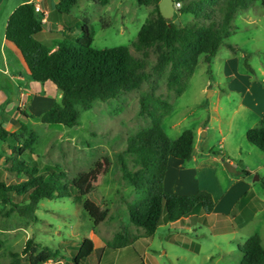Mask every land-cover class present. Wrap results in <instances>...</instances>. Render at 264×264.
I'll use <instances>...</instances> for the list:
<instances>
[{"label": "rangeland", "instance_id": "1", "mask_svg": "<svg viewBox=\"0 0 264 264\" xmlns=\"http://www.w3.org/2000/svg\"><path fill=\"white\" fill-rule=\"evenodd\" d=\"M12 5V2L7 3L8 8ZM152 10L153 6L142 5L139 0H78L67 22L71 19L89 24L95 50L130 47L132 54L140 57L132 44L147 25ZM175 19H179L182 26L196 22L194 16L181 15L180 10ZM76 35L82 36L79 29ZM57 38L63 37L58 34ZM156 60L155 53L151 52L147 68L152 74L150 84L107 103L97 102L89 111L81 110L77 127L48 126L38 117L23 121L22 115L18 124L10 125L9 129L4 127L34 150V160L41 166H59L70 180L77 179L82 196L78 194L80 200L74 194L68 198L43 200L34 218H22L11 205L0 202V264H31L29 255L23 253L29 240L41 249L58 254L55 261L46 264H71L72 255L89 238L97 248L82 264H100L104 251L102 264H240L246 237L260 233L264 238V154L247 139L248 131L264 126V7L261 0H251L248 9L237 13L231 36L224 40L211 63L201 56L195 73L185 81L181 95L169 86L167 72L163 75L152 72ZM151 92L172 106V111L162 121L172 141L187 130L195 133V155L214 186L227 189L230 181L234 183L242 177L252 184L254 196H243L244 200H239L235 221L221 222L222 227L218 229L226 231L223 236L213 233L209 217L192 216L191 223L183 222L174 228L164 226L152 237L131 223L128 205L141 204L146 194H137L124 181L118 156L131 139L151 127V119L140 113L141 96ZM24 104L17 109L21 114L28 112V101ZM36 106L39 105L30 104L33 110ZM12 110L16 111V106ZM22 123L28 131L21 130ZM10 143L0 142V180L15 184L23 178L18 179L4 168L5 158L12 153ZM231 161L238 166L236 173L220 166ZM127 162L129 169L135 170L132 158L127 157ZM98 164L107 172L99 173ZM245 170L251 175L246 176ZM87 173H93L92 179L97 180L95 193L92 183L84 184L81 180V175ZM257 176L260 180H256ZM21 201L22 198L17 197L16 202ZM86 203L108 211L107 220L96 226L84 209ZM245 206L249 207L240 216ZM243 224L246 228L232 234V229H240ZM118 235L124 236L130 244L115 248L114 239ZM241 237L244 240H239ZM137 239L139 241L135 242Z\"/></svg>", "mask_w": 264, "mask_h": 264}, {"label": "trees", "instance_id": "2", "mask_svg": "<svg viewBox=\"0 0 264 264\" xmlns=\"http://www.w3.org/2000/svg\"><path fill=\"white\" fill-rule=\"evenodd\" d=\"M77 1L60 0L51 12V18L64 16L66 20L60 32L44 34L41 15L36 12L33 3L26 2L13 12L6 30V39L22 53L31 79L42 84L53 82L62 95L40 118L43 124L52 127H77L81 110L89 111L97 102L107 103L123 94L140 91L146 83L150 84L152 74L147 68L151 52L157 57L152 72L157 75L167 72L169 86L181 95L186 86L185 81L195 73L201 56L211 63L224 40L231 36L237 13L251 6V0H176L182 4L181 15H192L196 20L195 23L176 26L174 22L163 18L159 9L161 0H139L142 5L153 6V10L147 25L132 44L140 55L136 57L130 47L95 50L92 47L94 34L89 24L71 19L67 22ZM261 2L264 7V0ZM77 29L81 31V37L76 35ZM58 34L63 38L58 39ZM140 106L141 116L150 118L152 125L129 141L127 148L119 154L118 162L124 181L137 194H146L141 204L128 205L130 221L143 229L148 237H152L167 223L183 222L192 216L209 217L216 203L206 191L194 195H174L165 191L164 180L169 160H193L195 133L187 130L179 139L172 141L162 126L172 106L154 92L143 94ZM21 115L23 121L35 118L25 112ZM21 130L28 131L24 123L21 124ZM247 139L264 154V126L248 131ZM9 141L12 153L5 158V171L23 180L15 184L0 180L1 203L11 205L13 211L22 218H34L43 200L68 198L72 194L78 200L81 199L77 179L70 180L59 166H41L34 160V150L26 147L29 145L25 146L15 133L8 132L0 124V142ZM127 157L132 158L135 170L129 169ZM97 169L99 173L107 172L102 164H98ZM244 174L251 175L249 172ZM92 178L93 173L81 175L84 184L92 183L95 193L97 180ZM253 196L254 193H249L246 197ZM17 197L22 198L20 203L16 202ZM84 209L96 226L108 218V211L99 210L88 203ZM129 244L124 236L118 235L113 246L124 248ZM94 252V241L85 239L72 255L70 263L82 264ZM23 253L29 255L31 264H46L58 258V254L41 249L32 240L28 241ZM242 253L244 258L241 264H264L261 237L256 234L247 239Z\"/></svg>", "mask_w": 264, "mask_h": 264}, {"label": "crops", "instance_id": "3", "mask_svg": "<svg viewBox=\"0 0 264 264\" xmlns=\"http://www.w3.org/2000/svg\"><path fill=\"white\" fill-rule=\"evenodd\" d=\"M8 2H12L13 5L11 8H8ZM25 2L40 6L43 11L49 14L48 21L44 25V34L55 31L56 29L61 31L63 29V22L65 21L61 16H52L51 18V12L55 10L60 0H0V124L7 129H9L10 125L14 126L19 123L21 113L17 109H19L21 103L24 104L28 101V112L26 113L29 116L41 118L62 97L53 82L48 81L42 84L31 79L29 68L22 53L13 43L6 39V30L11 15ZM33 103L39 105L34 110L30 107V104ZM10 104H13V109L16 106V111L14 110V112L8 113L7 107ZM195 154H197L196 148ZM229 164L235 167L236 172L238 171L236 163L231 161ZM220 166L226 170L224 164L221 163ZM218 168L217 166L216 171H218ZM245 172L249 171L245 170ZM164 188L166 192L174 195H194L200 191L210 193L216 202V206L213 213L209 216V226L212 228L214 234H221L220 236H223V232H226L218 229L222 227L221 222H234L235 207L239 200L243 196L246 197L249 193H254L252 184L247 182L244 177L234 183L230 181V186L227 189H220L219 185L214 186V183H211L209 180V175L204 169L203 164H199L197 155H194L193 160L190 162L181 161L179 163V160L171 158L168 162ZM248 207L245 206L240 212V216ZM257 216L258 214L255 215V218ZM191 219L193 217L185 218L183 222L191 223ZM183 222L167 223L160 228L164 226L174 228ZM246 226L243 224L240 229H232L231 231H234L232 234L235 235L236 230H243ZM258 235L261 237L264 248V238L260 233ZM251 236L253 235L246 238L249 239ZM239 240H244V238L241 237ZM138 241L137 239L135 242ZM96 248L97 244L95 243V250ZM240 253L241 251H239ZM104 257L105 251L100 260V264H102Z\"/></svg>", "mask_w": 264, "mask_h": 264}, {"label": "water", "instance_id": "4", "mask_svg": "<svg viewBox=\"0 0 264 264\" xmlns=\"http://www.w3.org/2000/svg\"><path fill=\"white\" fill-rule=\"evenodd\" d=\"M174 3H175L174 0H161L159 4V9L165 20L174 22L176 26H181V21L179 19H175V15L179 11L176 10ZM12 109H13V104H10L7 107V111L9 113H12L13 112ZM224 167L226 168L228 172H231V173L236 172L235 167L231 166V164L229 163H224ZM256 180H260L258 176Z\"/></svg>", "mask_w": 264, "mask_h": 264}, {"label": "built area", "instance_id": "5", "mask_svg": "<svg viewBox=\"0 0 264 264\" xmlns=\"http://www.w3.org/2000/svg\"><path fill=\"white\" fill-rule=\"evenodd\" d=\"M174 2H175L174 5H175L176 10L179 11L181 9V7H182V4L180 2H177L176 0H174ZM35 10H36V12L39 15H41V22H42V24H45L48 21L49 14L47 12L43 11L40 8V6H37V5L35 6Z\"/></svg>", "mask_w": 264, "mask_h": 264}]
</instances>
